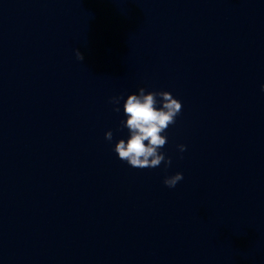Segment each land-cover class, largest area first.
<instances>
[{"label":"water","instance_id":"1","mask_svg":"<svg viewBox=\"0 0 264 264\" xmlns=\"http://www.w3.org/2000/svg\"><path fill=\"white\" fill-rule=\"evenodd\" d=\"M261 85L264 0H0V264H264ZM141 87L170 167L114 152Z\"/></svg>","mask_w":264,"mask_h":264},{"label":"clouds","instance_id":"2","mask_svg":"<svg viewBox=\"0 0 264 264\" xmlns=\"http://www.w3.org/2000/svg\"><path fill=\"white\" fill-rule=\"evenodd\" d=\"M76 57L83 61V53L76 49ZM264 90V85H261ZM123 96H114L110 103L115 105L114 111H121L119 104ZM182 102L168 91L148 92L145 88H139L138 94L128 95L124 105L123 113L126 120H121V128H127L129 136L120 139L114 147L121 161L130 167L137 169L158 168L162 163L166 167L172 164L171 157L161 149L166 145L168 137L167 129L175 125L176 118L182 113ZM105 139L113 140V132L109 130ZM147 141V144L145 143ZM178 148L181 153L187 150V145L180 144ZM184 179L182 172H177L164 179V184L169 188H175L178 182Z\"/></svg>","mask_w":264,"mask_h":264}]
</instances>
